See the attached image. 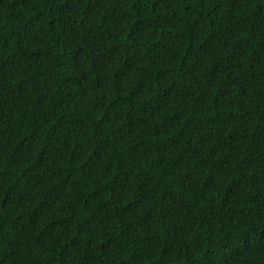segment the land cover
I'll list each match as a JSON object with an SVG mask.
<instances>
[{
    "label": "trees",
    "instance_id": "trees-1",
    "mask_svg": "<svg viewBox=\"0 0 264 264\" xmlns=\"http://www.w3.org/2000/svg\"><path fill=\"white\" fill-rule=\"evenodd\" d=\"M0 264H264V0H0Z\"/></svg>",
    "mask_w": 264,
    "mask_h": 264
}]
</instances>
